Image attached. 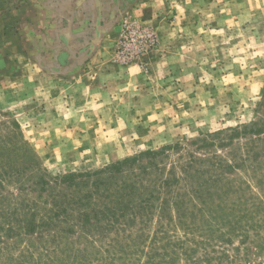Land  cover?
<instances>
[{"label":"rangeland","instance_id":"374dc122","mask_svg":"<svg viewBox=\"0 0 264 264\" xmlns=\"http://www.w3.org/2000/svg\"><path fill=\"white\" fill-rule=\"evenodd\" d=\"M115 6L117 35L100 45L99 55L86 56V45L73 63L68 56H36V64L52 69L79 63L71 73L31 74L33 57L19 58L18 65L0 58V198H6L0 201V264H264V136L234 135L264 121V0H143V19L122 8L123 1ZM100 32L90 33L95 45ZM164 147L158 176L171 177L174 169L182 181L172 190L181 193L215 177L209 162L215 156L237 166L225 169L210 197L203 192L205 203L184 199L182 218L175 205L182 196L175 194L166 211L143 217L140 191L124 200L135 215L112 228L71 219L49 228L17 227L23 204L37 203L35 223L45 218L50 207L41 181L53 184ZM190 156L197 163L185 172ZM133 170L139 173L137 164ZM209 214L219 228H202Z\"/></svg>","mask_w":264,"mask_h":264},{"label":"trees","instance_id":"16d2710c","mask_svg":"<svg viewBox=\"0 0 264 264\" xmlns=\"http://www.w3.org/2000/svg\"><path fill=\"white\" fill-rule=\"evenodd\" d=\"M260 105L264 106V91ZM247 131L250 132L247 133ZM243 134L244 137L250 135L257 140H262L264 136V121L253 122L249 128L248 126H244L241 130L234 129V135L239 136ZM219 135L220 132L213 136L218 137ZM203 145L206 144L204 143ZM165 149L164 147L159 151H145L134 157L125 158L114 164L105 166L94 172L70 173L58 178L53 184L41 181L40 184L38 183L37 185L40 188V192H47V199L44 204L50 207L46 210L45 218L42 217L40 222L35 223L34 217L36 213L31 211L37 207V203L28 205L23 204L22 208H26L24 218L23 220H18L16 218L17 227L49 228L51 226L67 223L71 219L74 225L78 223V221H82L83 225L81 227L87 225L89 228H112L115 223L121 221V218L126 217L127 214H131L133 209H135L134 205L131 204L129 200L124 201L125 198L132 194H138L140 191H143V198L138 205V210H143V217L150 218L156 211H166L169 208L172 195L175 194L177 196H182V199L176 203L174 202L177 211H182V214L180 213L179 215V218H182V216H186V214H184L185 209L183 208L186 204L185 200L192 204V198L195 196L201 199V203H205V200H202L203 192L207 190V195L210 197L211 195L208 194L210 187L218 182L225 169L230 171L234 170L237 166V164H233L234 162H223L220 158L215 156L214 160L210 159L209 161L211 164L210 168L216 172L215 177L212 176L210 180H203L197 189L191 190L192 194L187 190L181 193L178 189L176 191L172 190L174 183L178 184L182 181V179L174 176V169L170 172L171 177L163 178L162 176H158L161 174L162 168L156 164V159L165 154ZM142 159L143 161L148 160V163L145 164L143 162V164H140ZM242 161H244V159ZM196 163V159L190 156L183 170L186 172L188 168H192ZM136 164L139 173L133 170ZM152 172L158 173L157 176L151 178L150 175ZM141 175H143V182ZM39 198H41V194ZM5 199V197L1 196L0 201H4ZM111 204L114 205L111 206ZM199 210L201 212V220H206V207L202 205ZM7 215L11 216L12 214L9 213ZM190 216L193 219H197L198 217L197 214L195 215L193 212L190 213ZM208 218L209 219L205 222L206 227L202 228H219L220 225L216 224L218 221L214 215L209 214ZM92 219L94 221L93 225L91 224ZM102 221H104L105 224H102ZM6 222L8 225L7 228H12L11 222L9 220ZM222 223H224V220H222ZM23 224L24 226H22ZM186 228L197 227L188 225ZM245 252L256 254L257 251L255 253L251 250ZM222 255H224L223 257H228L225 256V253ZM254 264H263V262L257 260L254 261Z\"/></svg>","mask_w":264,"mask_h":264},{"label":"crops","instance_id":"0c3cea01","mask_svg":"<svg viewBox=\"0 0 264 264\" xmlns=\"http://www.w3.org/2000/svg\"><path fill=\"white\" fill-rule=\"evenodd\" d=\"M74 1L76 0H0V58L10 56L12 63L15 59L18 62L15 64L18 65L21 64L19 58L33 57V61H27L31 74L48 70H53L54 73H71L79 67V63H72L85 55L83 51L86 45V56L94 57L95 53L99 55L100 45L117 35L116 28L112 27L117 20V0H110L108 3H104L108 0H80L81 3L73 9L71 4ZM120 1H123L122 8L127 12L137 13L143 19V0ZM100 28L95 45V35L90 33ZM36 56L47 59L55 57L57 61L60 56H68L73 57V61L63 63L62 66L59 63L52 69L47 68V65L36 64ZM83 66L87 67L85 64ZM83 71L85 72L84 68Z\"/></svg>","mask_w":264,"mask_h":264}]
</instances>
